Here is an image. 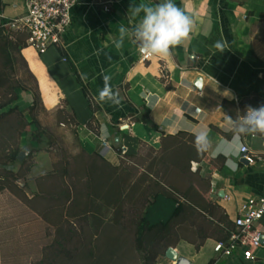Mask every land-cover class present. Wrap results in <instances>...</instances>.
Returning <instances> with one entry per match:
<instances>
[{"label": "crops", "instance_id": "1", "mask_svg": "<svg viewBox=\"0 0 264 264\" xmlns=\"http://www.w3.org/2000/svg\"><path fill=\"white\" fill-rule=\"evenodd\" d=\"M0 2V14L6 17L24 11V0ZM158 2L81 0L61 47L44 53L29 46L22 49L40 93V119L68 127L65 132L86 157L91 188L80 202H86L88 220L96 219L105 205L116 210L122 202H135L148 183H156L153 174L164 159L176 169L198 170L206 182L188 186L185 181L186 196L161 184L165 193L149 209L152 221L165 222L180 204L182 210L172 222L202 230L205 239L200 243L190 229L184 232V239L173 246L179 255L191 264H264V247L255 261L221 256L215 250L217 241L235 229L244 201L264 196V135L243 137L242 145L249 147L254 162L242 161L239 153L233 158L235 169L212 149L197 150L193 137V130L205 128L215 144L230 136L229 120L249 106L264 105V0H174L193 20L182 45L170 49L167 57L141 54L127 39L116 48L119 28L139 19L132 14L135 7ZM164 73L172 90L161 80ZM104 77L118 103L99 98ZM27 94L30 100L32 94ZM195 108L201 112L195 113ZM92 118L98 133L87 125ZM29 144L37 146L34 141ZM144 145L151 148L148 157L143 155ZM119 147L124 150L119 152ZM131 160L138 162L131 166ZM183 161L185 166L179 168ZM19 180L14 190L0 191V264H35L45 253L47 222L39 214L41 201L34 200L35 209L25 200L39 193V183ZM100 221L113 222L108 217ZM257 227L264 232V218ZM148 236L149 247L161 242L156 230ZM131 264L143 262L137 257ZM156 264L174 262L164 255Z\"/></svg>", "mask_w": 264, "mask_h": 264}, {"label": "trees", "instance_id": "2", "mask_svg": "<svg viewBox=\"0 0 264 264\" xmlns=\"http://www.w3.org/2000/svg\"><path fill=\"white\" fill-rule=\"evenodd\" d=\"M26 39V33L10 32L6 27L0 25V92L7 93L6 98L0 102V125L7 124L11 133L10 138L14 139L13 145L6 149L8 153L5 154V160L0 161V166L10 165L11 168H14L19 164V169L23 168L26 160L19 162L17 159L23 148L19 147L15 135L25 134L29 143L32 141L37 143L36 147H31V153L27 158L31 157L33 152L40 151L41 145L51 144L53 138V134L42 126L35 113L36 109L41 106V97L36 79L22 55V49L27 47ZM19 66L25 68V73H28L30 79L35 83L34 89L28 88L13 77ZM73 68L75 70V67ZM75 73L77 74L76 70ZM161 80L164 83L168 82L166 73L162 75ZM166 87L169 90L173 89V86L168 83ZM18 90L32 94L28 105L24 108L14 105L20 98ZM25 112L31 118L30 121L24 114ZM16 113L21 114L22 117L11 120L12 115ZM87 125L98 133V123L94 118ZM2 130L4 129L0 127V131ZM118 151L121 152L122 149L119 147ZM219 160L224 161V158ZM65 162L64 166L58 170L54 169L48 174L36 177L35 180L39 183L40 189L32 200H27V197L24 196L32 207H34L33 202L37 198L46 204L44 208L39 209V214L55 228L51 243L45 247L43 257L35 264H131L137 257L142 260L143 264H156L158 258L164 256L168 248L184 239L186 236L184 232L190 229L189 225L183 226L172 222V218L182 210L180 204L168 221L156 222L149 217L150 207L164 192L160 187L161 184L167 185L181 196H186V188L182 189L183 182L186 181L188 186L196 182L206 183L199 175L198 170L187 172L184 169H176L163 159L153 174L156 183H148L135 202L131 204L122 202L121 220L117 224L106 223L104 225L101 221L96 226L88 220L89 210L86 202H80L82 197L88 196L91 188L87 170L85 169V179L82 181L83 187L81 188L80 183L75 180L69 161ZM18 172L15 173L11 169L4 174L0 173V191L5 188L14 190L13 184L15 185L16 180L20 177ZM51 180H55L57 185L50 189L42 188L44 182ZM34 208L36 209V206ZM52 214H55L57 219L52 220L50 218ZM155 230L162 236L160 247L153 251L149 248L147 241L150 240L148 235ZM190 230L193 236L198 238L199 243L203 242L205 236L202 235L201 229L192 228ZM197 246L199 247L200 244Z\"/></svg>", "mask_w": 264, "mask_h": 264}, {"label": "clouds", "instance_id": "3", "mask_svg": "<svg viewBox=\"0 0 264 264\" xmlns=\"http://www.w3.org/2000/svg\"><path fill=\"white\" fill-rule=\"evenodd\" d=\"M133 15L139 19L132 26H121L119 36L113 42L120 48L123 42H135L141 54L151 53L167 57L170 49L182 45L190 33L193 20L181 8L177 7L174 0H159L153 5L140 4L133 10ZM215 47L219 48L217 43ZM105 89L100 90V99H107L118 103L115 93L108 91L107 80ZM230 136L226 139L212 143L209 133L205 128L193 130L194 146L199 151L212 149L216 154L226 157V163L235 169V160L242 149V139L248 135H264V105L247 107L241 116L229 120Z\"/></svg>", "mask_w": 264, "mask_h": 264}, {"label": "built area", "instance_id": "4", "mask_svg": "<svg viewBox=\"0 0 264 264\" xmlns=\"http://www.w3.org/2000/svg\"><path fill=\"white\" fill-rule=\"evenodd\" d=\"M81 0H24V11L14 17L0 14V25L10 32H24L26 45L39 53L50 47L63 45V38L72 23L73 9ZM195 108V113H200ZM128 127V125H125ZM108 144L107 141L104 142ZM122 151L124 148H121ZM264 152V150H263ZM241 157L249 163L254 162L253 154L246 144L242 145ZM264 218V196L250 197L239 208L234 220L235 229L226 239L216 243L219 255L229 257L239 255L244 260L255 261L257 251L264 247V232L257 225Z\"/></svg>", "mask_w": 264, "mask_h": 264}, {"label": "rangeland", "instance_id": "5", "mask_svg": "<svg viewBox=\"0 0 264 264\" xmlns=\"http://www.w3.org/2000/svg\"><path fill=\"white\" fill-rule=\"evenodd\" d=\"M13 77L17 80H20L23 84H25L28 88L34 89L35 88V83L30 79L28 73H25V68L23 66L18 67V71H16L13 74ZM18 93L20 94V98L18 101L15 102L14 105H17L20 108H24L28 105L29 101V96L27 93L22 92V90H18ZM7 96V93L5 91L0 92V102H2ZM40 123L42 124L43 127H46L48 129V132L53 134V138L51 140V144H43L40 146L41 150H37L33 152L32 156L25 159L26 163L23 166L22 169H19L20 166L19 164L15 165L14 168H11L9 166L1 165L0 166V173L4 174L8 170L10 171L11 169H14V171L18 170L21 180L19 181H25L28 185L36 179L42 172L44 174H48L52 172L54 169L58 170L59 168L63 167L64 164L66 163L65 161H69L70 163V168L72 170L73 175L75 176V180L80 183V187L82 188L83 185L82 181L85 179V156L81 153V151L78 149V146L74 140L73 137H71L69 134H67L66 129H69L68 127L64 128L62 126H57V125H52L48 124L47 121L40 119L41 115V106H39L38 109L35 111ZM26 117L28 121L31 120V118L27 115V112H25ZM21 114H14L12 115L11 120H17L22 117ZM1 128L4 130L0 131V161L5 160V154L8 153L6 150L8 147L10 148V145H13L14 139L10 138V131L8 129L7 124L0 125ZM126 128V127H125ZM3 135V136H2ZM9 139V140H8ZM15 140H18L17 143L19 144L20 148L24 147H29L31 149V146L33 144H29L27 136L25 134L22 135H15ZM26 140V144H21V141L24 142ZM143 155L148 157L151 152V148L149 146L144 145L143 146ZM130 162V161H129ZM133 162H138V161H133L131 160L130 165L134 166ZM178 162V161H177ZM184 161L182 163L178 164V167H184ZM36 165L41 166V168L37 169L35 168ZM39 173V174H38ZM1 174V175H2ZM21 183H24V182ZM182 183V181H181ZM184 183V182H183ZM186 184V183H185ZM56 181L51 180V181H46L42 184V188L44 189H50L52 186H56ZM28 187V186H27ZM30 188V187H28ZM113 197H111V200L109 199L110 203L113 201ZM40 208H44L46 205L44 202H40ZM82 207V206H81ZM121 208H116L114 210L112 207L105 205L103 207H100L97 211L98 215L94 216V218L97 219H92L89 220L92 225H98L103 217H108L111 218L114 222V224H117L121 220ZM52 220L57 219V216L55 214H52L50 217ZM111 222V223H113ZM55 233V228L51 226L49 223H47L46 227V246L49 245L53 239V235ZM161 241V240H160ZM158 243V242H157ZM155 242V244H151V247H149L151 250H157L160 247V243L158 245Z\"/></svg>", "mask_w": 264, "mask_h": 264}, {"label": "water", "instance_id": "6", "mask_svg": "<svg viewBox=\"0 0 264 264\" xmlns=\"http://www.w3.org/2000/svg\"><path fill=\"white\" fill-rule=\"evenodd\" d=\"M196 85L198 87L201 86V79L198 78L196 81ZM31 153V149L29 147H24L18 154L17 159L19 162L24 161ZM244 161V159H242ZM262 242L264 243V235L262 236ZM166 257L174 262V264H191V261L186 257L179 255V253L173 248L170 247L166 251Z\"/></svg>", "mask_w": 264, "mask_h": 264}]
</instances>
